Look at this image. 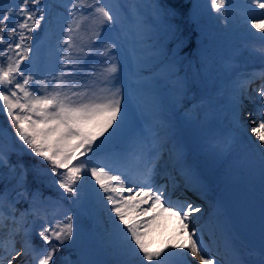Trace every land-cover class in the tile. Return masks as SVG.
<instances>
[{"label": "snow or ice", "instance_id": "1", "mask_svg": "<svg viewBox=\"0 0 264 264\" xmlns=\"http://www.w3.org/2000/svg\"><path fill=\"white\" fill-rule=\"evenodd\" d=\"M227 2L210 0V6L217 13L221 9L226 12ZM249 3L264 9V0H249ZM115 7L103 0L89 4L71 0L69 15L72 23L68 26V39L64 41L67 46L64 51L68 53L64 59L69 65L64 67L71 66L73 71L61 70V75L53 77L52 81L25 76L20 67L23 60L29 59L31 48L26 41L45 20L47 5L44 0H19L18 5L6 10L0 8V45H6L0 49V58L6 57L8 61L6 67L0 66V109L7 113L16 137L26 146L21 151L40 157L50 168L45 172L36 166L30 167L22 159L13 163L12 153L0 148V264H54L55 254L74 240L73 216L65 214L63 220L55 224L46 221L47 226H42L38 232L47 247L33 243L35 220L32 217L38 216L36 206L44 199L40 185L45 175L67 194L65 199L78 197L83 181L89 177L93 179L98 190L107 194L103 199L111 205L113 224L123 237L124 247L140 260V264H165L166 257L172 255L165 248L153 249L149 240L164 213L177 218L182 232L187 233L185 243L173 245L182 257L190 254L199 264H220L210 256L203 230L194 224L189 230L192 217L203 212L201 205L187 198L173 201L166 184L153 188L149 182L154 171V166L150 167L151 159L145 164L144 181L135 193L132 187L126 186L127 177L122 173L112 174L114 169L110 165H92L91 159H81L88 153L95 155L94 149L99 150L104 142L101 140L97 144V141L106 133L111 135L110 129L115 132L120 127L123 95L117 86L119 64L113 56V50L118 52L120 44L114 40L106 46L104 55L110 59L102 72L93 75L84 71L89 52L96 46L101 30L106 25L119 23ZM83 9L91 11L78 17L77 13ZM154 9L156 18L164 21L167 29L164 36L154 37L142 32V42L147 43L153 58L174 63L169 53L180 50L185 43L180 25L175 23L179 10L160 2ZM87 18H90L87 31L78 35ZM151 22L150 17L141 23ZM255 27L260 28L261 24L257 23ZM18 77H23L22 82ZM253 84L256 87L253 88ZM239 89V104L242 105L244 99H258L264 113V72L248 74L240 82ZM252 131L264 145V114ZM260 152L264 157V147ZM168 180L176 186L175 177L169 176ZM125 192L128 195H124ZM141 215L147 218L141 220ZM121 224L123 228H120ZM234 264H249V261L237 250ZM261 264H264V250Z\"/></svg>", "mask_w": 264, "mask_h": 264}, {"label": "rangeland", "instance_id": "2", "mask_svg": "<svg viewBox=\"0 0 264 264\" xmlns=\"http://www.w3.org/2000/svg\"><path fill=\"white\" fill-rule=\"evenodd\" d=\"M113 1L116 0H104V3L112 5ZM93 2V0H83L85 4ZM117 3H119V9L122 12L121 16L118 15L119 23L115 26L106 25L101 30L99 39L95 41L96 46L89 52L88 64L84 71L93 75L102 72L108 66V60L110 59V57L104 55L106 46L114 40L120 44L118 52L113 50V56L116 57L120 68V71L116 74L117 86L121 88L123 95L121 119L118 121L120 127L118 129L122 131L120 135L123 136L126 132V137L132 139L128 144L140 142V158L133 164L130 160L115 162L98 159L93 155L83 157V159H91L92 165L97 163L110 165L114 169L112 174L122 173L127 177L125 180L126 186L132 187L133 193L138 191L139 185L143 183L145 164L150 159L153 161L150 167L154 166L157 169V175H154V177L151 175L153 180L150 183L153 188H157L159 187L158 178L164 176V183L166 182L168 195H171V197L176 188L182 186L181 182L185 179L187 181L191 180L195 187L203 183L201 188H196V191L199 192V199H192L201 205L203 212L196 213L192 217L191 223L198 229L203 230L204 242L209 246L210 256H214L220 264H227L229 259L227 254L230 253L231 246L239 244L246 251H251V253L253 252V254L261 257L259 252L244 244L234 234L223 208L218 202L217 193L222 183L241 181L264 197V183L255 179L254 172L251 171V165L255 160L264 165V157L260 152L261 147H264V145L261 144L258 138L251 140L255 134L251 129V123L258 122L259 117L255 116L256 113H253L252 119L244 120V123H242V119L251 112L243 107L239 113L238 108L235 107L237 102L233 97V95L240 92L239 84L246 77L248 71L253 69L264 70V23H262L264 22V15H262L264 9H259L254 4L250 5L249 0H232L226 4V12L224 9H221L220 13L215 10L210 18L209 25L213 32L218 35L219 41L218 48L214 52L213 63L220 67L225 64L229 67L227 74L229 83L226 86L229 87L227 103H229L230 109H195L194 107H188L181 102L186 96V89L178 87L164 96H160L154 91L149 92L146 97L148 106L144 108L142 114H139L124 83V80L130 74L136 76L140 67L139 62L142 61L136 43L127 39V35L131 32V22L138 7V2L137 0H117ZM63 4H67L68 9L67 14L60 15L57 38L53 42H48V33L41 35L44 40L33 45L28 54L29 68L25 60L21 62V69H26L25 76L33 75L41 80L52 81L53 77L61 75V70L64 72L73 71L71 66L64 67V65H69V61L64 59L68 55L64 51L67 47L64 41L68 39V26L72 23L69 15L71 0H63ZM147 4L152 5L147 2L145 6ZM90 11L91 9H83L77 15L78 17L86 16ZM89 23L90 18L85 19L81 33L78 35H84ZM257 23L261 24L260 28L255 27ZM73 54L75 53L73 52ZM22 80L23 77L20 81L22 82ZM230 83L236 87L235 90H231ZM256 84L258 83L256 82ZM256 84H253V88L256 87ZM248 103L254 106L253 108L260 107L259 101H248ZM152 115H159L157 119L160 126H168L170 122L178 120L179 117L181 125H185L186 128L183 129V133L195 132L199 139H202L201 133L203 131L207 140L202 146H192L191 137L188 141L184 139V145L181 149L177 147L175 142L164 146L152 143L151 133H148V137L144 138L142 136L144 132L138 131L140 127H144L142 126L143 116L145 119L151 117L152 120ZM168 129L167 127L163 128L166 132ZM243 129L246 132H243ZM164 139L162 137L157 141H163ZM0 141L6 145L13 144V140L10 138L4 140L0 137ZM258 144L261 145L260 148H257ZM173 156H178L179 160H186L181 174L176 178V186H173L168 180V177H173V173L177 171L175 168H170V159ZM132 157H135V155H132ZM191 169L192 172L189 174ZM92 186L95 187V191L92 192L96 199L95 204L96 206H102L103 202L106 201L103 197L107 194L103 193L104 195L101 196L102 193H99L98 190L99 186L90 177L83 181L80 194L75 199L80 198L83 192ZM124 195H128V193L125 192ZM147 206L144 205V207ZM165 206H167V203ZM110 209L108 211L109 218L106 219L105 224L97 226L99 234H92L95 242L94 248L86 247L83 244L84 240L80 239L81 253L90 252L101 261L100 264L102 262L107 264H140V260L132 256L130 251L124 247L123 237L116 232V227L113 224L114 213ZM38 210V216L33 217L35 220L33 234L39 232L42 226H45L46 221L52 224L62 221L65 214L73 216L75 234L81 236L84 232L71 205L67 206L66 209L63 206H57L50 209L47 214H44L43 210ZM146 218L143 215L140 216L141 220ZM117 223H119L118 220ZM192 225L189 226V230H191ZM119 226L120 228L124 227L122 224ZM149 240L153 249L165 248L167 252L172 253V255L166 257L165 264H192L189 259L190 254L186 258L182 257L179 254L180 250L173 247V245L185 243L187 240V233L182 232V225L177 218L170 217L167 213L162 214L158 227L154 229ZM235 258H232V260L234 261ZM194 259L199 264V261L196 258ZM61 264H74V260L72 256L65 255ZM230 264H234V262Z\"/></svg>", "mask_w": 264, "mask_h": 264}, {"label": "trees", "instance_id": "3", "mask_svg": "<svg viewBox=\"0 0 264 264\" xmlns=\"http://www.w3.org/2000/svg\"><path fill=\"white\" fill-rule=\"evenodd\" d=\"M137 2L138 7L135 11L139 12L140 15L136 16L134 12L132 30L127 39L136 43L143 58L138 71L139 76L131 80L132 91L134 90L133 93H139L136 99L137 102L142 104V108L143 106H147L146 94L149 92L154 91L162 96L178 87L187 90V96L182 100L183 104L187 106L226 108L227 105L224 100L226 94L225 85L228 82V69L225 65L220 68L213 63L214 52L218 48L219 41L218 35L213 32L209 25V19L214 12V9L210 6V0H137ZM147 2H150L152 5L147 4L145 6ZM157 2L167 4L170 7H176L180 13L175 23L180 25L182 34L185 37V43L180 50L169 53V57L174 58V63H169L168 61L160 62V60L153 58L152 51L147 43L142 42L141 39L142 32L154 37L164 36L165 34L167 24L155 16L154 5ZM44 3L47 5L45 20L31 34V39L26 41L30 45V48L42 41L40 36L43 33H48V42L55 41L58 36L57 28H59L60 15L67 14L68 5L63 4V0H44ZM18 4L19 0H0V8H4L5 10L7 7ZM114 5L116 6V13L118 15L122 13L118 9L119 3H117V0ZM150 17L152 18L151 23H141ZM169 47L171 48L172 45H169ZM4 48H6V45H0V49ZM25 60L28 62V59ZM7 63L6 57L0 58V66L6 67ZM173 126L172 132L175 135L181 132V127L177 121L174 122ZM4 131L16 137L10 118L5 111L0 109V132ZM109 132L111 135L106 133L105 137L107 138L101 137L97 141V144H100L101 140L104 142L99 150L94 149L95 155L101 158L105 152H108L110 156L121 159L122 156L120 154L123 152V149L128 150L131 148L132 145L128 144L131 139L126 137V132L125 135H120L122 131L118 128L115 132H112L111 129ZM15 142V145L12 147L0 144V148H3L5 152L12 153L11 160L13 163L18 159H22L30 167L36 166L45 172L50 171L46 161L42 162L40 157L30 155L28 151L22 152L21 148H26V146H23L19 139H16ZM197 142V140L194 141V143ZM112 149H115V151H112ZM89 154L92 153H88L87 156ZM29 179L31 181V176ZM40 187L44 199L43 202H39L37 205L45 204L48 208H51L58 204L65 206L71 203L78 212V218L87 230L86 233H90L92 227L106 213L104 207L93 208L94 202L89 201V196H83L81 199L76 200L75 203H73V199H65L67 194L62 189H59L54 180L47 175H45L44 182ZM36 242L43 244L39 236H36ZM73 246H75V243L70 242L63 246L56 253L57 259L59 260L60 255L63 253L72 251Z\"/></svg>", "mask_w": 264, "mask_h": 264}, {"label": "water", "instance_id": "4", "mask_svg": "<svg viewBox=\"0 0 264 264\" xmlns=\"http://www.w3.org/2000/svg\"><path fill=\"white\" fill-rule=\"evenodd\" d=\"M219 196L240 237L262 252L264 250V199L241 183L223 185ZM244 218L248 219L246 224Z\"/></svg>", "mask_w": 264, "mask_h": 264}, {"label": "bare ground", "instance_id": "5", "mask_svg": "<svg viewBox=\"0 0 264 264\" xmlns=\"http://www.w3.org/2000/svg\"><path fill=\"white\" fill-rule=\"evenodd\" d=\"M250 73H254V69L251 70ZM261 108H262L261 104H260V107H258V110L252 108L251 109V114L249 116H247L246 119L247 120L252 119L253 118V113H256L255 116L260 117L262 114H264V113H262ZM258 123H259V121L256 122V123L252 122L251 123V129H253L254 127H257ZM243 132H246V130H244ZM257 138L258 137L256 136V134H254V138H252L251 140H254V139H257ZM260 147H261V145L258 144L257 148H260ZM251 166H252L251 171L254 172L255 179H257L258 181H262L264 183V165H263V163L259 162L258 160H255ZM151 175L153 177H154V175H157V169L156 168H154V171L152 172ZM178 176H179V172H176V173L173 174V177H175V178H177ZM153 177H151V180L149 182H151L153 180ZM164 181H165V177L164 176L159 177L158 178V186H160L162 184H165ZM190 225H192V223H190ZM237 250H239V253L241 255H243L245 259H247L249 261V264H261V257L260 256L255 255V254H253V252L251 253V251L247 250L249 252L248 253L239 244H234V245L231 246L229 255L236 257L237 256ZM189 259L192 262V264H197V261L194 258L190 257Z\"/></svg>", "mask_w": 264, "mask_h": 264}]
</instances>
